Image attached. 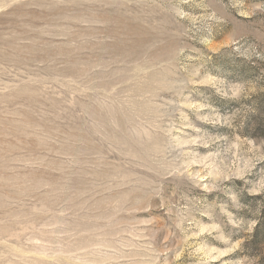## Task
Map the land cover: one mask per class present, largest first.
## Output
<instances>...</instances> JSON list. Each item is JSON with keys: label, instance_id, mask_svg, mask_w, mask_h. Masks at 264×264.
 <instances>
[{"label": "rangeland", "instance_id": "rangeland-1", "mask_svg": "<svg viewBox=\"0 0 264 264\" xmlns=\"http://www.w3.org/2000/svg\"><path fill=\"white\" fill-rule=\"evenodd\" d=\"M0 264H264V0H0Z\"/></svg>", "mask_w": 264, "mask_h": 264}]
</instances>
